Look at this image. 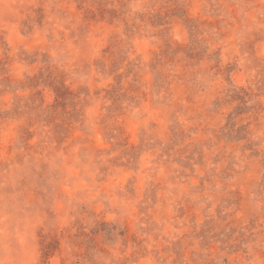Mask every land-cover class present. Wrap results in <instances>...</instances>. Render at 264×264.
<instances>
[{"label": "rangeland", "instance_id": "374dc122", "mask_svg": "<svg viewBox=\"0 0 264 264\" xmlns=\"http://www.w3.org/2000/svg\"><path fill=\"white\" fill-rule=\"evenodd\" d=\"M0 264H264V0H0Z\"/></svg>", "mask_w": 264, "mask_h": 264}, {"label": "trees", "instance_id": "16d2710c", "mask_svg": "<svg viewBox=\"0 0 264 264\" xmlns=\"http://www.w3.org/2000/svg\"><path fill=\"white\" fill-rule=\"evenodd\" d=\"M44 255H45V258H46V256H47L48 254H47V253H45Z\"/></svg>", "mask_w": 264, "mask_h": 264}]
</instances>
